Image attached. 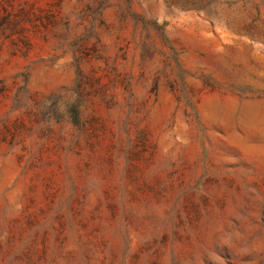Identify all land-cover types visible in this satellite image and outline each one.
<instances>
[{"label": "rangeland", "instance_id": "obj_1", "mask_svg": "<svg viewBox=\"0 0 264 264\" xmlns=\"http://www.w3.org/2000/svg\"><path fill=\"white\" fill-rule=\"evenodd\" d=\"M0 264H264V0H0Z\"/></svg>", "mask_w": 264, "mask_h": 264}]
</instances>
